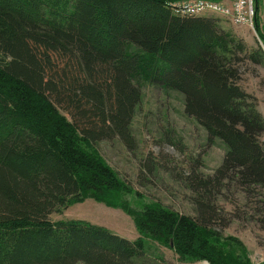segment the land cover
<instances>
[{
	"label": "trees",
	"instance_id": "obj_1",
	"mask_svg": "<svg viewBox=\"0 0 264 264\" xmlns=\"http://www.w3.org/2000/svg\"><path fill=\"white\" fill-rule=\"evenodd\" d=\"M181 1L0 0V264H154L145 237L182 262L244 264L217 229L236 212L264 213V117L245 85L264 55L213 16L176 14ZM143 81L178 93L205 142L225 148L211 175L190 165L181 177L193 215L128 210L117 175L86 147H134ZM234 193L244 211L229 213L219 198ZM87 196L126 210L141 236L51 220Z\"/></svg>",
	"mask_w": 264,
	"mask_h": 264
},
{
	"label": "rangeland",
	"instance_id": "obj_2",
	"mask_svg": "<svg viewBox=\"0 0 264 264\" xmlns=\"http://www.w3.org/2000/svg\"><path fill=\"white\" fill-rule=\"evenodd\" d=\"M257 4L255 0L256 7ZM203 15L213 16L221 29L242 39L252 49L260 48L264 55V24L258 22L257 11L252 28L234 25L214 13ZM252 69L255 72L245 76V85L256 97L257 109L264 117V65ZM140 89L141 101L131 122L134 147L128 150L117 140H98L87 143L86 147L117 175L124 186L119 202L126 204L128 210L161 204L170 210L193 215L191 193L181 177L190 165H196L199 174L211 175L220 164L225 148L219 141L205 142L203 130L184 114L182 97L178 93L161 90L144 81ZM262 143L264 145V137ZM262 197L264 200V188ZM229 199L219 198L218 205L229 213L234 210L233 206L244 211L242 193H234ZM50 218L54 222L70 219L100 225L129 240L141 236L133 216L126 210L90 196L72 202ZM225 223L224 228L217 229L221 233L224 254L244 264H264V213L247 210L241 216L236 212ZM144 239L146 256L150 258L147 260L154 264H209L204 260L182 262L171 248L154 239Z\"/></svg>",
	"mask_w": 264,
	"mask_h": 264
},
{
	"label": "built area",
	"instance_id": "obj_3",
	"mask_svg": "<svg viewBox=\"0 0 264 264\" xmlns=\"http://www.w3.org/2000/svg\"><path fill=\"white\" fill-rule=\"evenodd\" d=\"M224 2H227L224 3ZM174 12L179 15H203L214 13L237 26L253 27L255 0H184L176 3Z\"/></svg>",
	"mask_w": 264,
	"mask_h": 264
},
{
	"label": "crops",
	"instance_id": "obj_4",
	"mask_svg": "<svg viewBox=\"0 0 264 264\" xmlns=\"http://www.w3.org/2000/svg\"><path fill=\"white\" fill-rule=\"evenodd\" d=\"M256 9L258 14V22L260 25L264 24V0H258Z\"/></svg>",
	"mask_w": 264,
	"mask_h": 264
}]
</instances>
